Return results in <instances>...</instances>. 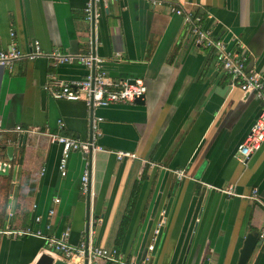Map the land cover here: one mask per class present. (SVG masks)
Returning a JSON list of instances; mask_svg holds the SVG:
<instances>
[{
  "label": "crops",
  "instance_id": "obj_1",
  "mask_svg": "<svg viewBox=\"0 0 264 264\" xmlns=\"http://www.w3.org/2000/svg\"><path fill=\"white\" fill-rule=\"evenodd\" d=\"M88 1L0 0V52L28 53L37 42L45 54L0 67V231L66 234L70 245L113 249L126 262L150 256L149 264H238L245 237L257 233L262 243L247 264H264V143L245 164L234 158L260 100L242 95L216 65L215 51L194 43L169 4L109 1L89 22ZM169 3L198 14L215 38L238 37L247 70L264 78V0ZM54 52L95 56L116 82L142 80L143 104L87 107L51 98L46 85L71 84L90 71L57 62ZM16 127L42 133L20 135ZM45 133L94 136L101 150L71 153L61 177V148ZM115 151L136 158L117 161ZM86 163L89 191L82 195ZM175 170L186 178L177 180ZM229 189L236 195L223 192ZM253 190L259 202L248 199ZM48 251L40 238L0 235V264H36L45 253L59 259Z\"/></svg>",
  "mask_w": 264,
  "mask_h": 264
},
{
  "label": "built area",
  "instance_id": "obj_2",
  "mask_svg": "<svg viewBox=\"0 0 264 264\" xmlns=\"http://www.w3.org/2000/svg\"><path fill=\"white\" fill-rule=\"evenodd\" d=\"M109 1L114 2L117 0H89L83 9L84 18L89 22L98 20ZM151 4L153 6L169 4L167 6L169 13L183 19L194 43L204 49L215 51L216 65L239 87L242 95H254L260 100V112L234 155V158L239 163L245 164L251 155L259 150L264 143V78L256 71L247 70V58L238 37L233 36L228 41L213 37L212 33L203 25V21L198 14L185 11L182 6L177 4H170L169 0H152ZM11 35L13 34L11 33ZM43 56H45V54L37 42L33 44V50L28 53H23L13 47L7 52H0V67L9 69L16 61H32ZM51 56L59 63H71L76 61L90 70L88 75L80 81L71 84L51 82L46 85L44 90L55 100H81L87 107H107L113 104H132L136 99H140L146 94V86L142 80H134L132 83L127 81H113L103 70V61L95 56L83 54L62 56L56 52L52 53ZM14 132L20 135L27 133H42L37 128L22 129L21 127H16ZM45 134L49 137L51 142L57 144L61 148V158L58 165L61 177L67 175V160L71 153H81L84 156H88L101 150V148L96 145L94 136L91 140L85 141L67 136L49 133ZM113 154L117 161L136 158L134 154L125 151H115ZM5 167V165H2L0 170L3 171ZM173 174L177 180L186 178V174L182 170H175ZM88 179L89 171L88 164L86 163L81 176L80 190L82 195L88 194ZM223 192L231 196L236 195L233 189ZM248 199L259 202L257 191L253 190ZM58 203L59 199H53L54 205ZM53 214L54 210H51L49 215L52 216ZM35 222L39 223L40 217H37ZM162 224L163 221H160L154 230L151 243L147 248L149 255L154 250ZM49 228L50 226H46V229ZM9 233L42 239L49 253L51 252L57 255L59 259L69 264L73 261H86L87 264H101V262L102 264H149L150 262V256H146L141 263L126 262L118 257L116 250L100 247H86L83 242L73 246L67 243L66 234L58 238L53 235L46 236L41 231L32 232L29 229L12 232L0 231V235ZM261 237H264V235H261Z\"/></svg>",
  "mask_w": 264,
  "mask_h": 264
},
{
  "label": "water",
  "instance_id": "obj_3",
  "mask_svg": "<svg viewBox=\"0 0 264 264\" xmlns=\"http://www.w3.org/2000/svg\"><path fill=\"white\" fill-rule=\"evenodd\" d=\"M131 83L133 81H130ZM144 96H142L140 99H136L134 101L135 104H143L144 102ZM88 219V214L86 216ZM88 228V225L86 226ZM262 243V239L259 238V235L257 233L249 234L245 237L243 246L240 251L238 264H247L254 248L256 245H260ZM36 264H69L61 259H55L51 254L45 253L42 254L39 260ZM83 264H87L86 261H83Z\"/></svg>",
  "mask_w": 264,
  "mask_h": 264
}]
</instances>
